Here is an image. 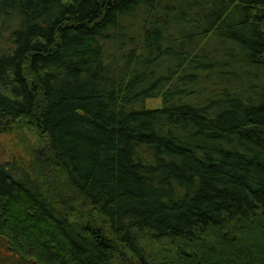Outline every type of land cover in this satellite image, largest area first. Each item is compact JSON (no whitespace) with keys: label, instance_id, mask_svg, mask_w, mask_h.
<instances>
[{"label":"trees","instance_id":"16d2710c","mask_svg":"<svg viewBox=\"0 0 264 264\" xmlns=\"http://www.w3.org/2000/svg\"><path fill=\"white\" fill-rule=\"evenodd\" d=\"M22 130L18 264H264V0H0V135Z\"/></svg>","mask_w":264,"mask_h":264},{"label":"rangeland","instance_id":"374dc122","mask_svg":"<svg viewBox=\"0 0 264 264\" xmlns=\"http://www.w3.org/2000/svg\"><path fill=\"white\" fill-rule=\"evenodd\" d=\"M148 108H160L162 106V100L160 98L155 100H148L146 102ZM35 135L29 132V130L14 131L0 135V157L3 160L9 158L20 157L26 162H31L30 154L32 150L34 152L35 145L38 141ZM31 151V152H30ZM4 242H0V264H18V260L11 257L10 251L5 248Z\"/></svg>","mask_w":264,"mask_h":264}]
</instances>
